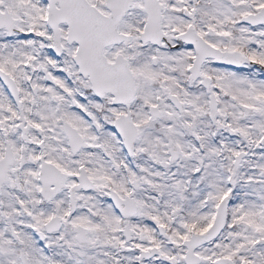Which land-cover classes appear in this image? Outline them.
Wrapping results in <instances>:
<instances>
[{
	"label": "snow or ice",
	"instance_id": "6c2138e0",
	"mask_svg": "<svg viewBox=\"0 0 264 264\" xmlns=\"http://www.w3.org/2000/svg\"><path fill=\"white\" fill-rule=\"evenodd\" d=\"M0 264H264V0H0Z\"/></svg>",
	"mask_w": 264,
	"mask_h": 264
}]
</instances>
